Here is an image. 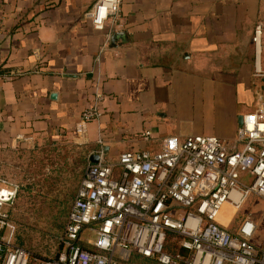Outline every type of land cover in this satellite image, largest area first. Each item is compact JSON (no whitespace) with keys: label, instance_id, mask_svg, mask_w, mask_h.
Here are the masks:
<instances>
[{"label":"crops","instance_id":"0c3cea01","mask_svg":"<svg viewBox=\"0 0 264 264\" xmlns=\"http://www.w3.org/2000/svg\"><path fill=\"white\" fill-rule=\"evenodd\" d=\"M96 1L0 0V152L73 134L96 88L105 100L82 140L88 163L100 152L115 162L122 152L157 151L165 137L232 142L238 117L264 90L251 43L264 0H122L103 31L85 18ZM145 131L149 140L139 137ZM228 208L219 223L234 234L249 213L232 231ZM252 243L263 247L264 235Z\"/></svg>","mask_w":264,"mask_h":264},{"label":"built area","instance_id":"2783aa9c","mask_svg":"<svg viewBox=\"0 0 264 264\" xmlns=\"http://www.w3.org/2000/svg\"><path fill=\"white\" fill-rule=\"evenodd\" d=\"M121 3L97 0L85 18L103 31L118 19ZM263 35L258 21L251 36L253 70L264 78ZM104 100L96 88L73 129L80 143L87 125L102 116ZM139 137L149 140L151 133ZM23 140L32 144V138ZM18 190L0 177V264H127L134 255L160 264H264V246L252 243L256 223L249 214L234 234L218 221L225 203L238 210L250 195L264 201V90L255 94L232 142L213 135L165 137L157 151L122 152L115 162L100 152L83 171L54 257L32 258L14 244L10 211ZM169 233L179 236L183 252L165 251Z\"/></svg>","mask_w":264,"mask_h":264},{"label":"rangeland","instance_id":"374dc122","mask_svg":"<svg viewBox=\"0 0 264 264\" xmlns=\"http://www.w3.org/2000/svg\"><path fill=\"white\" fill-rule=\"evenodd\" d=\"M195 120V124L201 122L197 118ZM0 161V177L19 186L10 211V219L15 225L14 244L25 248L32 258L54 257L62 248L59 239L89 161L88 149L74 133L57 132L35 140L32 144L20 143L1 151ZM223 207H229V211L223 215L229 219L231 215L233 217L229 225L232 231L237 229V220L249 213L257 221L256 235H264V203L260 198L250 195L242 210L237 212L229 205ZM234 220L236 223H233ZM166 242L172 244L173 237L167 238ZM84 246L87 247L86 244ZM127 264L158 263L133 256Z\"/></svg>","mask_w":264,"mask_h":264},{"label":"trees","instance_id":"16d2710c","mask_svg":"<svg viewBox=\"0 0 264 264\" xmlns=\"http://www.w3.org/2000/svg\"><path fill=\"white\" fill-rule=\"evenodd\" d=\"M88 164V163H87ZM170 237H173L174 239V242H172V244L168 243L165 241V246H164V249L167 253H174V252H183L182 249L179 248V236H177L176 234L174 233H169L167 235V238H170ZM134 256H137L139 258H141L142 256H139V255H134ZM142 259L144 260H147V261H155L157 262L158 264H160L156 259L154 258H145V257H142Z\"/></svg>","mask_w":264,"mask_h":264},{"label":"water","instance_id":"95a60500","mask_svg":"<svg viewBox=\"0 0 264 264\" xmlns=\"http://www.w3.org/2000/svg\"><path fill=\"white\" fill-rule=\"evenodd\" d=\"M115 37L116 36L111 37V42L115 41V39H116ZM52 96H54V95H52ZM237 120H238V127L239 128L242 127L243 115H240ZM98 160H99V155H97V154H94L90 157L91 163H96V162H98Z\"/></svg>","mask_w":264,"mask_h":264},{"label":"bare ground","instance_id":"6f19581e","mask_svg":"<svg viewBox=\"0 0 264 264\" xmlns=\"http://www.w3.org/2000/svg\"><path fill=\"white\" fill-rule=\"evenodd\" d=\"M225 204L230 206V204H228V203H225ZM225 204H223V206H224ZM223 206H222V207H223ZM230 207H231V206H230ZM231 208H232V207H231ZM221 210H222V208H221ZM220 212H221V211H220Z\"/></svg>","mask_w":264,"mask_h":264}]
</instances>
